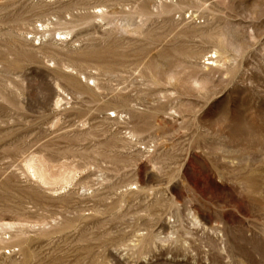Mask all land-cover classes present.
I'll return each mask as SVG.
<instances>
[{"label": "rangeland", "instance_id": "rangeland-1", "mask_svg": "<svg viewBox=\"0 0 264 264\" xmlns=\"http://www.w3.org/2000/svg\"><path fill=\"white\" fill-rule=\"evenodd\" d=\"M0 264H264V0H0Z\"/></svg>", "mask_w": 264, "mask_h": 264}, {"label": "bare ground", "instance_id": "bare-ground-1", "mask_svg": "<svg viewBox=\"0 0 264 264\" xmlns=\"http://www.w3.org/2000/svg\"><path fill=\"white\" fill-rule=\"evenodd\" d=\"M207 65H212V63H210V60L208 61V64Z\"/></svg>", "mask_w": 264, "mask_h": 264}]
</instances>
